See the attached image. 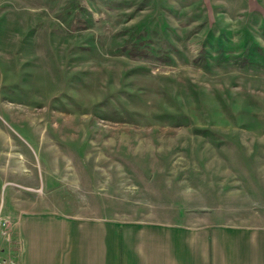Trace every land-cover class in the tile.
Returning a JSON list of instances; mask_svg holds the SVG:
<instances>
[{
  "label": "rangeland",
  "instance_id": "1",
  "mask_svg": "<svg viewBox=\"0 0 264 264\" xmlns=\"http://www.w3.org/2000/svg\"><path fill=\"white\" fill-rule=\"evenodd\" d=\"M19 198L108 219L264 218V0H0L11 244Z\"/></svg>",
  "mask_w": 264,
  "mask_h": 264
},
{
  "label": "crops",
  "instance_id": "2",
  "mask_svg": "<svg viewBox=\"0 0 264 264\" xmlns=\"http://www.w3.org/2000/svg\"><path fill=\"white\" fill-rule=\"evenodd\" d=\"M15 217L14 244L0 239V256L10 253L18 264H264V218L231 222L183 211L108 219L59 212L36 198H19Z\"/></svg>",
  "mask_w": 264,
  "mask_h": 264
},
{
  "label": "built area",
  "instance_id": "3",
  "mask_svg": "<svg viewBox=\"0 0 264 264\" xmlns=\"http://www.w3.org/2000/svg\"><path fill=\"white\" fill-rule=\"evenodd\" d=\"M6 225H7V221L0 217V228L1 227L4 228L1 230L3 231L2 233L5 235L6 239L8 240L11 234L9 231L5 230ZM0 264H18V263L16 260L12 258L0 257Z\"/></svg>",
  "mask_w": 264,
  "mask_h": 264
},
{
  "label": "trees",
  "instance_id": "4",
  "mask_svg": "<svg viewBox=\"0 0 264 264\" xmlns=\"http://www.w3.org/2000/svg\"><path fill=\"white\" fill-rule=\"evenodd\" d=\"M127 45H129V44H126L125 46H124V50H126L127 48L126 47H128V50H126V51H130V55L131 56H138V55H140V56H146V54H147V50L145 49V48H139L136 44H134L133 42L131 43L130 42V45L129 46H127Z\"/></svg>",
  "mask_w": 264,
  "mask_h": 264
}]
</instances>
